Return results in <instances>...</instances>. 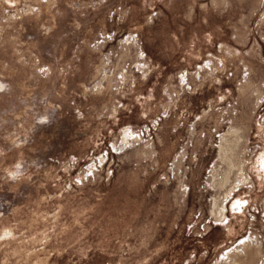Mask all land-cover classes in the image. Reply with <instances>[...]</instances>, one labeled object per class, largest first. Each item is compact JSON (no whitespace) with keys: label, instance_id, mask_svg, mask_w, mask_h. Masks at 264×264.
I'll use <instances>...</instances> for the list:
<instances>
[{"label":"rangeland","instance_id":"374dc122","mask_svg":"<svg viewBox=\"0 0 264 264\" xmlns=\"http://www.w3.org/2000/svg\"><path fill=\"white\" fill-rule=\"evenodd\" d=\"M0 264H264V0H0Z\"/></svg>","mask_w":264,"mask_h":264},{"label":"flooded vegetation","instance_id":"af4514ba","mask_svg":"<svg viewBox=\"0 0 264 264\" xmlns=\"http://www.w3.org/2000/svg\"><path fill=\"white\" fill-rule=\"evenodd\" d=\"M242 205H243V203L240 202V201H238V204H236V205L234 206V208H235V209H238V210H241V209H242ZM225 213H226V211L224 210V212H222L221 216H222V215H225Z\"/></svg>","mask_w":264,"mask_h":264}]
</instances>
